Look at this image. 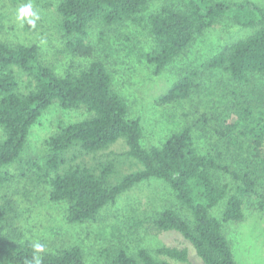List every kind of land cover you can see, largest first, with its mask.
I'll use <instances>...</instances> for the list:
<instances>
[{
    "label": "trees",
    "instance_id": "trees-1",
    "mask_svg": "<svg viewBox=\"0 0 264 264\" xmlns=\"http://www.w3.org/2000/svg\"><path fill=\"white\" fill-rule=\"evenodd\" d=\"M20 2L21 0H13ZM149 0H61L55 7L60 29L66 38L64 47L80 58H92L94 49L86 42L91 23L105 26L132 23L143 26L153 48L143 55L145 62L159 75L186 52L198 36L221 19L253 29L204 62L202 69H218L237 85L230 91L227 106L233 120L202 114L195 122L198 130L210 121H219L214 133L227 145L249 143L254 151L257 171L235 172L213 154H199L193 144L192 128L185 126L171 134L160 146H141L142 130L138 120L128 119L126 101L111 87L104 64L93 60L77 72L58 75L53 66L41 59L39 47L9 45L0 41V186L13 177L3 168L18 160L27 144L30 128L53 104L63 110L83 107L89 118L62 127L46 141L41 163L31 162L34 176L50 186L49 198L67 204V221L84 223L95 220L103 207L115 202L123 192L149 179L166 183L190 213V219L167 209L151 220L153 230L175 231L191 244L203 264H237L224 227L244 220L243 199L250 197L264 182V101L252 99L256 89L253 75L264 77V6L245 0H180L179 7L164 5L147 17L138 15ZM28 30L33 28L28 24ZM200 71L192 70L172 84L158 103L170 104L188 99L197 90ZM124 141L126 159L136 169L123 173L113 161L88 165L82 155H97L117 141ZM78 152V154H75ZM229 175L236 183L235 194L220 184L217 174ZM264 192V189H263ZM218 219L211 211L225 201ZM264 213V195L258 203ZM17 207L7 195L0 199V231H16ZM19 237V235H18ZM42 244V243H41ZM33 243L20 238L0 243V264H31ZM42 264H86L80 247L44 252ZM101 264H170L154 258L146 249L135 255L119 247L101 252ZM157 255L179 262L187 261V251L160 248Z\"/></svg>",
    "mask_w": 264,
    "mask_h": 264
},
{
    "label": "rangeland",
    "instance_id": "rangeland-1",
    "mask_svg": "<svg viewBox=\"0 0 264 264\" xmlns=\"http://www.w3.org/2000/svg\"><path fill=\"white\" fill-rule=\"evenodd\" d=\"M61 0H31L33 10L40 19L33 31L27 24L21 25L16 19L17 11L29 0L14 2L0 0V41L9 45L39 47L44 63L54 67L58 75L66 71L77 72L93 60L101 61L111 77V87L127 103L128 119L138 120L142 138L140 144L145 149L160 146L169 136L185 126L192 128V139L199 154H213L223 163L230 164L235 172L257 171L254 151L249 143L230 146L214 133L219 121H210L203 130L194 127V122L202 115H214L219 120H233L227 106L232 101L230 91L237 87L230 78L218 69H202L204 62L234 42L245 39L254 30L243 28L228 19H221L212 28L198 36L174 62L159 75L153 74L143 55L153 48V42L143 26L126 23L124 26H105L99 20L91 23L87 30L86 42L94 49L92 58H80L68 52L66 38L60 29V19L55 7ZM215 2H242L245 0H214ZM264 6V0H249ZM164 5L179 7L180 0H149L147 8L138 16L144 20ZM200 71L199 85L192 95L179 102L159 104L174 82L186 73ZM256 89L252 99L264 101V77L253 75ZM91 113L85 108L63 110L57 104L50 106L30 128L27 144L17 161L4 171L13 179L0 186L3 195L12 198L17 207L16 231H0V243L20 238L33 244L42 243L46 252L78 246L82 249L86 264H101V252L123 248L135 255L143 248L154 258L166 260L170 264H203L195 250L175 231H155L151 226L157 214L170 209L190 219V213L176 198L174 191L163 181L149 179L128 191L121 193L114 203L101 209L95 220L84 223L67 221V204L50 201V186L39 183L34 176L31 162L41 163L47 150V139L62 127L89 118ZM3 133L0 130V140ZM127 147L119 140L108 150L97 155H82L88 165H98L113 161L120 172L136 169L124 153ZM75 154H78L76 152ZM220 184L228 186V195L235 194L236 183L226 174L218 173ZM255 192L243 199L244 220L225 225L224 232L231 243L237 264H264V213L258 207L264 195V182ZM225 201L211 211L220 219ZM19 235V237H18ZM160 248L185 249L187 261L179 262L158 256Z\"/></svg>",
    "mask_w": 264,
    "mask_h": 264
},
{
    "label": "clouds",
    "instance_id": "clouds-1",
    "mask_svg": "<svg viewBox=\"0 0 264 264\" xmlns=\"http://www.w3.org/2000/svg\"><path fill=\"white\" fill-rule=\"evenodd\" d=\"M16 19L23 24H28L30 27L35 28L36 21L40 19L38 11L33 10V4L31 0L29 3L20 7L16 14ZM45 252V246L41 243H35L33 245V256L31 264H42V256L40 254Z\"/></svg>",
    "mask_w": 264,
    "mask_h": 264
}]
</instances>
